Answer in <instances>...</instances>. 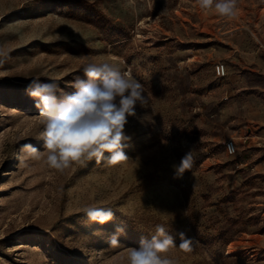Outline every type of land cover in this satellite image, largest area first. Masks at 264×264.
I'll list each match as a JSON object with an SVG mask.
<instances>
[{
  "label": "rangeland",
  "instance_id": "obj_1",
  "mask_svg": "<svg viewBox=\"0 0 264 264\" xmlns=\"http://www.w3.org/2000/svg\"><path fill=\"white\" fill-rule=\"evenodd\" d=\"M0 61V264H127L157 225L177 246L179 232L193 239L166 254L176 264H264V0H237L232 19L197 0H0ZM86 62L144 85L125 126L129 159L62 172L22 162L23 144L43 151L26 85L72 93ZM86 206L116 218L86 226ZM117 225L126 235L112 246Z\"/></svg>",
  "mask_w": 264,
  "mask_h": 264
},
{
  "label": "clouds",
  "instance_id": "obj_2",
  "mask_svg": "<svg viewBox=\"0 0 264 264\" xmlns=\"http://www.w3.org/2000/svg\"><path fill=\"white\" fill-rule=\"evenodd\" d=\"M197 4L200 9L226 19L235 17L237 11V0H197ZM83 72L86 79L76 77L70 84L75 89L72 93L63 92L56 82L39 79H32L26 85L25 91L34 99L44 124L40 134L43 151L30 143L23 144L22 162L27 158H43L49 168L62 172L72 164L86 166L95 160L96 164L103 161L107 166H114L129 159L125 149L130 146L131 137L126 134L125 126L129 117H137L136 106L147 103L144 85L130 72L122 73L107 62H86ZM228 150H233L231 145ZM192 165L190 150L174 166L177 178ZM80 211L84 214L80 222L86 226H103L116 218V211L108 206H86ZM96 232L99 234L100 229ZM122 235H126L125 229L117 225L107 242L118 246ZM178 236L181 242L177 246L174 236L163 225H157L150 239L142 238L138 247L128 248L127 264H176L166 255L169 250L178 247L187 253L193 245V239L185 232H179Z\"/></svg>",
  "mask_w": 264,
  "mask_h": 264
},
{
  "label": "built area",
  "instance_id": "obj_3",
  "mask_svg": "<svg viewBox=\"0 0 264 264\" xmlns=\"http://www.w3.org/2000/svg\"><path fill=\"white\" fill-rule=\"evenodd\" d=\"M220 68V66H217V69H219ZM218 72V71H217ZM218 73H220V72H218ZM229 145H231V147H232V151H229L228 149H229ZM225 149H226V152L228 153V154H230V155H234V154H236L237 153V143H236V141L234 140V139H229V140H227L226 141V144H225Z\"/></svg>",
  "mask_w": 264,
  "mask_h": 264
}]
</instances>
